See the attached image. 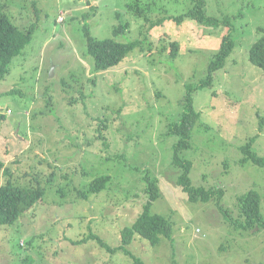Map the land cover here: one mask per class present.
Segmentation results:
<instances>
[{
	"label": "rangeland",
	"instance_id": "1",
	"mask_svg": "<svg viewBox=\"0 0 264 264\" xmlns=\"http://www.w3.org/2000/svg\"><path fill=\"white\" fill-rule=\"evenodd\" d=\"M204 1L207 15L230 18V35L228 25L206 26L188 17L151 25L163 13H184L191 0H140L146 23L127 12L130 0H0L16 26L35 24L0 81V160L20 185L45 190L16 222L0 225V264H134L122 250L109 252L88 235L119 245L120 231L146 201L145 174L158 182L151 210L170 219L173 233L172 241L161 237L155 245L134 236L126 249L144 264L264 262V228L243 234L214 200L189 201L176 184L182 170L171 164L177 137L167 131L182 113L185 85L205 77L229 35L232 52L224 67L210 85L192 92L198 119L191 147L180 156L192 163V185L222 188L220 203L231 216L239 217L236 199L250 189L259 192L264 213V168L241 160L246 145L264 155V69L248 58L264 30V0ZM117 12L129 27L114 36ZM84 26L99 39L138 37L142 44L96 73L83 54ZM173 41L178 49L170 58ZM80 94L84 101L70 103ZM100 120L106 148L97 137ZM99 175L110 176L106 188L76 196Z\"/></svg>",
	"mask_w": 264,
	"mask_h": 264
},
{
	"label": "trees",
	"instance_id": "2",
	"mask_svg": "<svg viewBox=\"0 0 264 264\" xmlns=\"http://www.w3.org/2000/svg\"><path fill=\"white\" fill-rule=\"evenodd\" d=\"M139 2L140 0H130V2L125 4V9L139 19L144 18L145 23L148 21L150 22L146 16V9L141 7ZM191 4L192 6L187 11L178 15H167L163 13L164 15L152 21L151 25L155 26L162 24L165 20H172L180 23L185 17H188L206 26L228 25L230 35L232 28L229 24V17L219 19L207 15L205 13L204 0H191ZM2 9L3 5L0 3V81L10 72L12 60L21 54L24 47L30 42L35 27L33 23L24 28L16 26L10 18L2 12ZM120 16L121 13L117 12L116 19L118 20V24L113 28L114 36L124 33L129 27V23L126 20H121ZM258 33L262 34L249 46L248 58L252 64L264 69V30ZM83 35L85 36V51H83V54L88 56L91 62V69L96 73L117 66L131 51L137 47L140 48L139 46L142 44L138 37L127 42H119L113 38L99 39L91 34L87 26L83 27ZM229 35L223 36L219 50L212 56L208 63L205 77L200 79L197 83L185 85L186 91L182 102V113L179 120L173 122L168 127L167 134L177 137V140L172 146L173 155L171 164L182 170L177 177L176 184L185 192L188 200L191 202H208L214 200L219 210L222 212L225 221L236 230L243 231L244 234L245 232L252 230L256 232L264 228V213L260 209L261 199L259 192L255 189H250L238 196L236 204L238 206L239 217L231 216L228 209L224 208L220 203L224 194L222 188L216 186L204 187L192 185L189 177L192 163L190 160L180 156L182 151L191 147V131L198 119V112L195 111L193 107L192 92L210 85L214 79V73L224 67L227 57L232 52V40ZM177 49V41L171 42L168 56L170 58L175 57ZM13 91L15 92L14 89H11L8 92ZM79 97V99H74L70 101V103H74L76 100H85L83 94H80ZM105 128L106 125L104 121L100 120L97 127V137L101 139L102 145L106 148L108 147V143L103 134ZM247 147L248 145L245 146L246 152L241 160H250L253 164L264 168V155L250 153L247 151ZM0 171L4 177V180L2 182L0 181V225H11L16 222L18 217L25 210L32 207L43 197L45 190L40 184L31 183L29 186L20 185L21 183L16 182L12 178L13 174L11 168L2 160H0ZM143 178L146 182L144 188L147 194L146 201L143 203L141 212L134 221L120 231L119 245L111 247L100 236L92 232L88 235L109 252L122 250L133 259L134 264H144L140 258L126 249V245L131 243L134 236H139V238L147 240L149 244L155 245L160 241L161 237L172 241L173 233V226L170 219L161 214L154 213L151 210L153 201L159 197L156 177L145 174ZM51 180H53L52 176H49L47 182ZM109 181V175L96 176L88 183L85 189L79 190L76 196L87 198L90 194L99 193L106 188ZM79 242L78 240H73V243ZM171 264L177 263L175 260H172ZM257 264H264V262Z\"/></svg>",
	"mask_w": 264,
	"mask_h": 264
},
{
	"label": "water",
	"instance_id": "3",
	"mask_svg": "<svg viewBox=\"0 0 264 264\" xmlns=\"http://www.w3.org/2000/svg\"><path fill=\"white\" fill-rule=\"evenodd\" d=\"M52 72H53V70L51 69V70H50L51 75H52Z\"/></svg>",
	"mask_w": 264,
	"mask_h": 264
}]
</instances>
